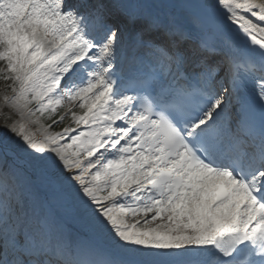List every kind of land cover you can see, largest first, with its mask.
Returning <instances> with one entry per match:
<instances>
[{
	"label": "snow or ice",
	"instance_id": "obj_1",
	"mask_svg": "<svg viewBox=\"0 0 264 264\" xmlns=\"http://www.w3.org/2000/svg\"><path fill=\"white\" fill-rule=\"evenodd\" d=\"M0 83V264H264V0H0Z\"/></svg>",
	"mask_w": 264,
	"mask_h": 264
},
{
	"label": "trees",
	"instance_id": "obj_2",
	"mask_svg": "<svg viewBox=\"0 0 264 264\" xmlns=\"http://www.w3.org/2000/svg\"><path fill=\"white\" fill-rule=\"evenodd\" d=\"M3 121V116H0V123H2Z\"/></svg>",
	"mask_w": 264,
	"mask_h": 264
}]
</instances>
